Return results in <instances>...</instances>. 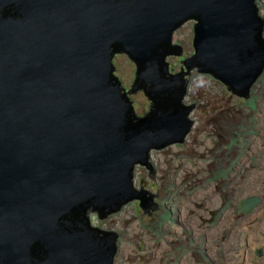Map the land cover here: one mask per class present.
<instances>
[{"label":"water","instance_id":"1","mask_svg":"<svg viewBox=\"0 0 264 264\" xmlns=\"http://www.w3.org/2000/svg\"><path fill=\"white\" fill-rule=\"evenodd\" d=\"M188 20L194 54L171 75L172 33ZM263 31L256 0H0V264H114L118 235L88 214L134 199L158 210L133 170L154 180L150 151L191 131L185 76L195 68L248 100ZM123 52L137 66L127 94L113 63ZM137 90L152 101L144 118L127 96ZM261 202L243 199L238 214Z\"/></svg>","mask_w":264,"mask_h":264},{"label":"rangeland","instance_id":"2","mask_svg":"<svg viewBox=\"0 0 264 264\" xmlns=\"http://www.w3.org/2000/svg\"><path fill=\"white\" fill-rule=\"evenodd\" d=\"M256 3L264 18V0ZM195 23L185 22L172 36L182 55L166 56L171 73L181 67L187 73L180 62L194 54ZM113 63L130 90L136 64L124 52ZM185 78L182 103L196 104L188 115L191 131L183 143L150 151L154 180L146 166L133 170L134 187L157 195L158 210L148 217L134 199L102 220L89 213L91 222L118 235L114 264H264V72L248 100L195 68ZM127 96L136 116L150 112L144 91ZM253 196L260 206L238 214V204Z\"/></svg>","mask_w":264,"mask_h":264},{"label":"flooded vegetation","instance_id":"3","mask_svg":"<svg viewBox=\"0 0 264 264\" xmlns=\"http://www.w3.org/2000/svg\"><path fill=\"white\" fill-rule=\"evenodd\" d=\"M189 21V20H188ZM195 22H196V20H194ZM196 24V23H195ZM177 30V29H176ZM175 30V31H176ZM175 31L172 33V36L175 34ZM173 46H176V45H173L172 44V47ZM165 63L167 64V61L165 60ZM168 67V66H167ZM169 69V68H168ZM136 71H137V69H136ZM169 73L171 74V75H177V74H179V73H177V74H174V73H171L170 72V69H169ZM184 73V72H183ZM135 76H136V72H135ZM135 78H134V82H135ZM120 81V83H121V80H119ZM121 87L123 88V89H125V91H124V93L125 94H127L130 90H128L127 91V89L124 87V85H122L121 84ZM182 103V102H181ZM182 105H183V107H188V106H186L184 103H182ZM150 113V112H149ZM148 114V113H147ZM145 116H143L142 118H144ZM91 213V212H90ZM92 214H96L97 216H98V214L97 213H92ZM88 216H89V218H88V220H89V225H92V227H93V229H97V230H99V231H104V232H108V233H115V232H113V231H111V230H106V229H103V228H101V227H99V226H96V225H93L92 224V222H91V219H90V214H88ZM104 219V218H103ZM261 252V251H260ZM261 255H262V252H261Z\"/></svg>","mask_w":264,"mask_h":264},{"label":"bare ground","instance_id":"4","mask_svg":"<svg viewBox=\"0 0 264 264\" xmlns=\"http://www.w3.org/2000/svg\"><path fill=\"white\" fill-rule=\"evenodd\" d=\"M164 63H165V59H164ZM189 107V106H188ZM91 228L93 229L92 225H90ZM104 232V231H103ZM100 237H103V235L99 234ZM259 255V254H258ZM261 256V255H260Z\"/></svg>","mask_w":264,"mask_h":264},{"label":"trees","instance_id":"5","mask_svg":"<svg viewBox=\"0 0 264 264\" xmlns=\"http://www.w3.org/2000/svg\"><path fill=\"white\" fill-rule=\"evenodd\" d=\"M172 47V46H171ZM228 95H229V93H228ZM138 117V116H137Z\"/></svg>","mask_w":264,"mask_h":264}]
</instances>
